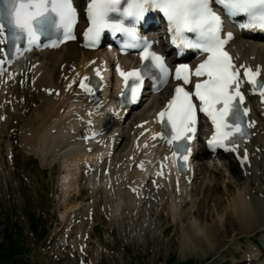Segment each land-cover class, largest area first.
<instances>
[{
	"label": "snow or ice",
	"instance_id": "snow-or-ice-1",
	"mask_svg": "<svg viewBox=\"0 0 264 264\" xmlns=\"http://www.w3.org/2000/svg\"><path fill=\"white\" fill-rule=\"evenodd\" d=\"M150 11L163 13L172 41L178 47L206 54L194 69L183 63L175 68V79L183 83L177 84L174 95L157 114L166 131L156 132L152 138L162 137L173 146L172 158L179 161L181 171L186 172L190 142L197 132L199 114L203 113L215 129L208 146L236 153L241 164L249 162L248 150L243 145L253 135L250 129L256 120L249 118L251 108L245 106L242 88L249 85L247 91L257 94L264 103V65L236 62L238 55L234 56L229 50L234 34L226 30V17L243 15L246 22L239 25L242 29L264 30V0H87L88 27L84 37L89 47H94L100 34L109 29L127 38L125 49H142L140 56L146 62L142 67L125 71L117 65L124 82L120 93L124 105L139 102L145 79L153 81V89L159 91L172 74L165 58L152 51V42L139 34L137 26ZM78 18L73 0H0V57H3L0 72L6 60L11 64L33 47L48 46L41 43V37H48L52 47L76 39L74 27ZM95 75L103 80L99 68L95 69ZM193 75L199 79L195 81L194 91H189L185 85L192 83ZM88 79L83 77L79 87L95 96L96 88L86 82ZM95 135L97 133L93 132L92 136ZM241 148L242 156L238 151ZM140 167L143 168V163ZM158 174L164 175L163 172Z\"/></svg>",
	"mask_w": 264,
	"mask_h": 264
},
{
	"label": "bare ground",
	"instance_id": "bare-ground-1",
	"mask_svg": "<svg viewBox=\"0 0 264 264\" xmlns=\"http://www.w3.org/2000/svg\"><path fill=\"white\" fill-rule=\"evenodd\" d=\"M239 41L240 39L238 40V44L240 48L239 51L245 55L249 51V49L247 48V46L241 49L242 47L241 45H243L244 42L243 41L239 42ZM253 53L257 54L258 59L260 60L262 59L264 61V46L261 47V49L253 48L251 50V54ZM95 54L97 53L85 52V51L80 50L76 45H71L68 48V50H62L61 52H58L56 54L51 53V54L45 55L44 62L42 63V68H41V70H43V74L39 78L37 85H43V84L47 86L55 85L57 82V78L59 76L60 65L63 62L65 61L67 63L82 62L83 60ZM64 72L65 74H67V69ZM44 99H46L45 102L43 101ZM66 103L67 102L63 99L54 100L53 97L51 96L47 98H42V99L37 98V107L34 109L32 115L28 118V121L30 123H35L36 127L34 128L33 135L31 137H27L28 130H25V142L36 143L35 146L41 148L40 143H43L46 140H49L52 148L54 149L55 142L56 141L61 142L62 140L60 137L52 136L50 134H51V131L53 130V123H54L55 117L59 115L60 110L66 106ZM154 104H155V101L148 103L146 105L145 111L148 108L152 109ZM67 114H68V111L65 113V115H62V117L64 118ZM139 117L147 118L145 113L139 114ZM2 125L8 126V124L6 125L2 124ZM45 152L52 153L51 150H45ZM80 163H81L80 160H76V164L79 165ZM259 169L261 171V186H258L256 188L258 189L259 192H261V194H264V162H263V166L259 167ZM66 178L67 177L64 178V182H66ZM69 183H71V185H77L76 181L73 179L69 180ZM210 190H212V188H209L207 193L208 195H212V197H215L217 205H220L223 200H225L226 202L225 208L221 209V211H224V210L225 211L216 220L217 224L215 226V230L217 229L218 226L222 227L221 217L223 218L224 214H226V216L228 214L229 216L228 219L230 220V222L233 223L235 221H238L240 224H244V225L245 224L251 225L257 213L264 214V198L261 200L255 198V200L248 202L243 197L244 195H241V193H234L232 194V198L229 201L226 198L222 199L223 198L222 196H218V195L213 196ZM255 203H259L261 205L260 207L261 210L256 206ZM211 214L210 216L213 217ZM197 224H198L197 219L192 221V226H193V227L191 226L192 235L193 234L196 235L194 227H196ZM199 228L200 230H202L200 226ZM213 231H214L213 229L206 227L204 231L202 232V234L203 236L206 235V237L209 240L210 239L215 240V235H218V234H215ZM187 242L191 243L190 238H188ZM175 243L178 244V241L176 240ZM209 246H212V244H209Z\"/></svg>",
	"mask_w": 264,
	"mask_h": 264
},
{
	"label": "rangeland",
	"instance_id": "rangeland-1",
	"mask_svg": "<svg viewBox=\"0 0 264 264\" xmlns=\"http://www.w3.org/2000/svg\"><path fill=\"white\" fill-rule=\"evenodd\" d=\"M60 167L61 165L58 164L50 169L51 170L55 169V171L57 170L58 174H60L61 172ZM31 171L32 173H34L35 171L34 167H31ZM44 172H45L44 178L40 180L41 184L36 190H34V189L26 188L24 181L22 179L24 172L22 169L19 170L18 176L22 180L23 189L20 187L19 188L20 191H19L17 188V185L15 183L13 184V189H14L13 200L14 201L16 200V202L14 203L12 202L11 204L6 203L5 207H7V212H5V209H0V232H1V229L3 231L5 230L4 228L5 226L2 227V224L4 223L3 222L4 216H7V217L11 216L14 220H17L20 222L23 228L22 233L26 238L30 240V243H31V238L28 234L29 232L28 215H33L34 218L39 219V223L41 225H44L43 226L44 230H45V227H48L47 221H45V223L43 224L41 223V216L39 215L40 210L38 209V208H41V206H38L39 202L36 199V195H35L36 192L39 195L45 194L46 192L45 188H46L47 183L49 182V174H48V171H44ZM232 182H233L232 184H228L230 190H233L237 186L239 185L241 186L242 184L236 178H233ZM219 191H220V188L219 190L218 189L216 190V193L218 195H219ZM196 198H198V195L196 196ZM23 199H25V203L23 202ZM59 203H60V199H57L55 207H58ZM213 206H214V202H212L211 199H205L203 208L201 207L197 211V217L200 223H205V221H208V223L212 225V223L216 221L215 220L216 214L213 217L210 216ZM9 207L12 210H10ZM222 208H224L223 204L220 205V209H217V207L215 206L214 207V211H216L215 213H219ZM194 209L195 207L192 210ZM191 226L192 224L190 223L189 220H184V222L181 225L174 226L170 234L167 235L168 237H172V238H165L163 242H160L158 245V249L160 248L163 249L161 253L152 254L151 252L149 253L147 257H145L144 261L140 260L139 262H136V264H170V262L168 263V260L173 255L176 256V263L185 262L187 260L188 261L192 260V261H196L198 264L199 263L202 264L208 259H211V261H213L214 264L220 263L223 260L224 255L226 254L217 253L211 256L207 255L206 251L209 249L208 242L203 236H199L200 232L198 233V230H197L199 226L194 227L196 235L195 234L192 235ZM226 226L228 227V224ZM43 229L41 230L44 231ZM224 234L225 236L219 235V237L217 238V241L219 240L221 241V243L224 241H227L230 232L225 229ZM188 238H190L191 243L187 242ZM176 240L178 241V244L175 243ZM214 245H218V243L215 242ZM228 258L229 259L232 258L230 254H228ZM33 262L34 264H43L35 259L33 260ZM24 264H31V262H27Z\"/></svg>",
	"mask_w": 264,
	"mask_h": 264
}]
</instances>
